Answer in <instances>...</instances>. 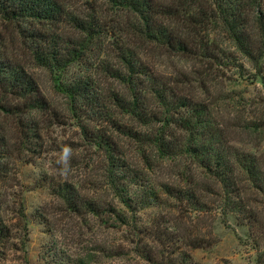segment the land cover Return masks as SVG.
<instances>
[{"label":"trees","instance_id":"obj_1","mask_svg":"<svg viewBox=\"0 0 264 264\" xmlns=\"http://www.w3.org/2000/svg\"><path fill=\"white\" fill-rule=\"evenodd\" d=\"M76 2L0 0L1 25H11L12 30L19 32L24 51L28 53L27 62L9 56L0 30V247L20 251L22 260L28 264L25 202L20 195L14 200L6 198L1 185L8 178L16 179L10 163L24 149L33 153L36 139L42 142L41 121L48 122L50 113L58 116L31 69L39 67L51 73L65 71L73 63L85 61L87 52L99 45L108 46L107 55H114L118 61L116 64L105 60L98 63L102 74L116 80L123 88L100 92L90 74L78 75L56 87L64 94L76 117H82L87 108L92 115L104 118L103 128L95 130L88 128L87 124L80 126L84 139L105 155V164L101 166L96 182L109 186L128 212L119 211L114 205L103 208L93 196L82 193L65 178L57 182L55 193L66 206L85 215L113 212L121 224L129 225L133 223L129 213L134 214L138 207L154 202L167 204L172 197L195 210L208 209L209 204L203 196L205 187L197 192L193 187H176L167 183L157 187L150 183L142 166L132 165L118 145L119 135H124L133 144L150 146L157 157L178 161L191 159L221 186L225 207L244 211L246 205L241 195L246 182L264 191V159L229 143L227 130L212 108V97L201 99L182 93L178 84L182 79L172 80L169 73L158 74L143 61L142 54L144 45H152L169 58L192 59L198 64L196 75L204 81L212 75L213 69L236 58L232 48L227 47L230 44L250 62L264 87V0ZM111 11L115 16L109 14ZM212 30L227 38H208ZM111 33L114 38H102ZM11 42L16 41L12 38ZM15 45L19 50L20 47ZM116 110L127 120L122 116L118 118ZM41 113L42 117H38ZM259 120H253L245 129L249 133H264V118ZM129 184L138 187L137 195H129ZM11 202L16 211L15 223L6 216ZM17 229H20L19 233ZM156 237L161 244L162 234ZM185 241L188 246L198 248L203 247L205 240L194 236L186 237ZM174 251L176 257L172 256V262L166 264H186L190 260V257L181 256L179 250ZM136 252L147 264L164 263L157 260L153 252H144L139 246ZM161 253L164 255L165 251ZM96 257L97 254L87 252L71 264H91ZM257 263L264 264V249L259 252Z\"/></svg>","mask_w":264,"mask_h":264},{"label":"rangeland","instance_id":"obj_2","mask_svg":"<svg viewBox=\"0 0 264 264\" xmlns=\"http://www.w3.org/2000/svg\"><path fill=\"white\" fill-rule=\"evenodd\" d=\"M76 1L77 4H85L87 0ZM109 14L115 16L112 11ZM11 28V25L3 27L0 23L3 32L1 40L7 43L8 55L27 62L28 53L24 51L23 38ZM113 36L111 33L102 38ZM201 36L207 38L205 34ZM12 38L19 50L13 46ZM208 38L227 37L212 30ZM227 47L234 51L235 61L213 69L212 75L204 81L196 75L198 64L192 59L169 58L152 45L143 46L142 59L158 74L169 73L172 80L182 79L183 82H178L182 93L201 99L212 97V108L227 130L229 143L264 159V133H249L245 129L253 120L258 122L264 118V87L257 71L242 53L236 51L233 45L228 44ZM108 52V46H94L87 52L85 61L73 63L65 71L55 70L51 73L39 67L31 69L52 102V109L58 111V116L50 113L48 122L41 121L42 142L36 139L33 144L37 146H33L36 147L33 153L24 149L10 163L16 172V179L8 178L1 185L2 192L6 191V198L14 200L15 196L20 195L25 202L28 264H71L87 252L97 254L91 264H147L137 254L138 246L144 252H153L163 264L172 260V256L176 257L174 250H179L181 256L190 257L186 264H258V254L264 249V191L246 182L241 195L246 209L232 211L222 203L221 186L191 159L181 158L178 161L157 157L150 146L133 144L124 135H119L118 145L133 162L132 165L142 166L143 174L150 183L157 187L165 183L176 187H193L197 192L205 187L206 190L202 192L209 204L208 209L195 210L172 197L167 204L154 202L138 207L134 214L129 213L133 222L129 225L121 224L113 212L108 215L107 212L100 215L76 213L55 193L57 182L66 178L82 193L93 196L103 208L114 205L117 210L128 212L109 186L96 182L102 171L101 166L105 164V155L84 139L80 126L87 124L88 128L95 130L103 128L104 118L92 115L87 108L82 117H76L64 94L56 87L78 75L90 74L95 78L100 92L109 88H123L119 82L102 74V67L98 65L103 60L110 64L118 63L114 55H107ZM118 112L116 110L119 118L122 115ZM38 117H42V113ZM8 130L13 134L9 125ZM65 148L70 150V154L66 161H62ZM127 188L131 197L138 194L139 189L134 184L127 185ZM235 199L240 200L238 197ZM13 207L11 202L6 216L15 223L16 211ZM20 229H17L18 233ZM157 234L163 236L161 244ZM194 236L204 238L203 247L192 248L186 244L185 238ZM162 250L165 251L164 255ZM22 255L15 248L0 247V264H25Z\"/></svg>","mask_w":264,"mask_h":264},{"label":"clouds","instance_id":"obj_3","mask_svg":"<svg viewBox=\"0 0 264 264\" xmlns=\"http://www.w3.org/2000/svg\"><path fill=\"white\" fill-rule=\"evenodd\" d=\"M69 154H70V150L67 149V148H65V149H64V155L62 156L61 160H62V161H66L67 158H68V155H69Z\"/></svg>","mask_w":264,"mask_h":264}]
</instances>
